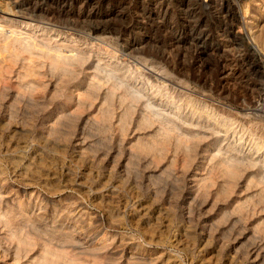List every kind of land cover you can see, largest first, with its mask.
Returning <instances> with one entry per match:
<instances>
[{"label":"rangeland","instance_id":"rangeland-1","mask_svg":"<svg viewBox=\"0 0 264 264\" xmlns=\"http://www.w3.org/2000/svg\"><path fill=\"white\" fill-rule=\"evenodd\" d=\"M23 1L64 16L85 10L116 29L112 41L119 36L120 43L127 40L154 55L168 51L190 72L182 77L188 86L170 82L176 99L201 102L236 124L226 136L207 133L176 152L174 147L162 154L141 152L156 125L131 126L123 137L116 124L105 131L99 128L98 101L78 107L75 91L63 112L53 80L45 77L46 86L25 95L17 68L11 73L2 65L1 213L9 207L16 211L21 203L27 213L16 220L32 221L40 214L48 223L38 229L53 223L101 257L75 249L74 264H112V257L118 264H264V203L258 202L264 185L258 165L241 166L236 180H228L223 166L211 161L213 154L226 157L225 149L236 142L243 153L264 158V147L256 150L250 140L264 141V0ZM233 38L243 42L242 52ZM242 54L251 64L249 74L238 76ZM22 98L32 99V105ZM5 237L0 225V264L43 263L42 241L17 252ZM102 237L111 243L105 254L96 251Z\"/></svg>","mask_w":264,"mask_h":264},{"label":"bare ground","instance_id":"bare-ground-1","mask_svg":"<svg viewBox=\"0 0 264 264\" xmlns=\"http://www.w3.org/2000/svg\"><path fill=\"white\" fill-rule=\"evenodd\" d=\"M29 4L23 0L19 3L13 0H3L2 3L0 0V74L4 70L2 65H5L11 73L16 67L17 79L25 95L34 93L41 86H46L44 78L48 77L55 83V96L57 99L61 98L62 101L59 103L63 112L75 91H78L79 96L76 102L78 107L82 108L86 105L92 107L95 101H98L100 129L106 131L116 124L123 137L131 126L146 130L156 125L157 128L150 135L149 140L141 143L139 147L142 149L141 152L156 150L162 154L167 147H174L176 152L179 147H189L188 142L192 138H204V135L209 133L216 135L218 139V136H226L229 131H234L236 122L233 119L191 98L176 99L177 95H174L169 87L170 82L176 81L182 87L188 86L189 82L186 83L182 77L188 76L190 72L187 71L188 69L184 70L183 65V67L178 65L174 58L169 57L171 54L169 55L168 51L162 49L161 53L154 55L150 53L151 50L147 52L143 47L131 44L127 40L120 43L119 36L112 41L111 33H115L116 29L101 23L100 16L96 14L87 15L85 10L64 16L53 10L29 6ZM250 37L254 42L255 38ZM231 43L235 45L237 51L242 52L243 42L239 38H233ZM164 54H168V58ZM128 58L132 60L128 61ZM239 59L238 76H245L249 74L251 62L244 54L240 55ZM145 70L153 73L157 77L156 80L153 81L146 76ZM31 77H35V80ZM22 100L28 103V107L32 105V99L22 98ZM66 113L62 116L69 114ZM185 129H193L195 133H188ZM186 135L188 140L183 138ZM238 138V142L241 141L242 137ZM250 140L256 150L264 147L262 139L253 136ZM236 143L227 146L224 151L226 157L220 158L213 154L211 161L223 166L221 172L230 177L228 180L231 178L236 180L241 166L244 168V166L258 165V181L264 185V158L254 157V152L250 150L247 154L243 153L242 147L238 148L241 142ZM220 151L217 149V153ZM233 151L238 153L232 154ZM154 158L156 160V157ZM3 186L0 184V194ZM260 201L264 203V194L259 193L258 202ZM25 213L27 209L21 203L16 211L9 207L5 213H1L0 209V216L4 217L3 220L0 219V225L4 229L5 239L9 244L14 245L17 252L28 251L35 245L34 240H40L44 246L42 264H74V255L71 252L75 249H79L78 254H89L101 259L95 250L83 249L80 240H76L71 232L58 229L53 223L43 225L42 230L38 229L42 224L48 223L40 214L32 221L16 220L17 215ZM96 236L97 233L91 237V240L96 239ZM97 240H100V245L96 251L102 250L104 252L102 254L109 252L106 249L111 243L105 244L106 239L103 237ZM110 252L111 255L115 254L114 251ZM110 260H113L112 264H118L113 257Z\"/></svg>","mask_w":264,"mask_h":264}]
</instances>
